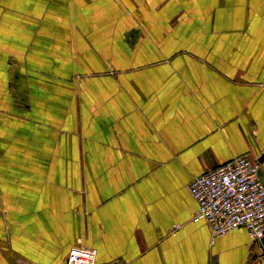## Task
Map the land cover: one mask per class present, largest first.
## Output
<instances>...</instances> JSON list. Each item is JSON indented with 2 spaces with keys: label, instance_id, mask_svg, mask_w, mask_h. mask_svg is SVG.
Segmentation results:
<instances>
[{
  "label": "crops",
  "instance_id": "crops-1",
  "mask_svg": "<svg viewBox=\"0 0 264 264\" xmlns=\"http://www.w3.org/2000/svg\"><path fill=\"white\" fill-rule=\"evenodd\" d=\"M240 155L264 185V0H0V264H264L194 220Z\"/></svg>",
  "mask_w": 264,
  "mask_h": 264
},
{
  "label": "built area",
  "instance_id": "built-area-1",
  "mask_svg": "<svg viewBox=\"0 0 264 264\" xmlns=\"http://www.w3.org/2000/svg\"><path fill=\"white\" fill-rule=\"evenodd\" d=\"M259 164L246 155L217 165L194 177L188 191L197 203L194 220L203 219L212 237L244 228L259 242L264 232V185ZM96 250L74 246L65 264H96Z\"/></svg>",
  "mask_w": 264,
  "mask_h": 264
},
{
  "label": "water",
  "instance_id": "water-1",
  "mask_svg": "<svg viewBox=\"0 0 264 264\" xmlns=\"http://www.w3.org/2000/svg\"><path fill=\"white\" fill-rule=\"evenodd\" d=\"M262 158L263 156L261 155L258 159H256L257 163H261L262 162ZM261 247L263 248L264 251V232H263V236L261 237L260 241H259Z\"/></svg>",
  "mask_w": 264,
  "mask_h": 264
}]
</instances>
